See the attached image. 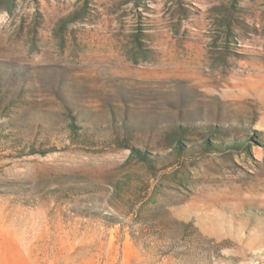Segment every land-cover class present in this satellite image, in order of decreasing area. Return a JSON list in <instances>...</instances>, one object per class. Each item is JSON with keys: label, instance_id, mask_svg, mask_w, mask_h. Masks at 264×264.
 <instances>
[{"label": "rangeland", "instance_id": "1", "mask_svg": "<svg viewBox=\"0 0 264 264\" xmlns=\"http://www.w3.org/2000/svg\"><path fill=\"white\" fill-rule=\"evenodd\" d=\"M0 264H264V0H0Z\"/></svg>", "mask_w": 264, "mask_h": 264}]
</instances>
